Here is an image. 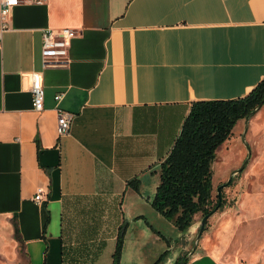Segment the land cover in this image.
<instances>
[{"label": "crops", "instance_id": "obj_1", "mask_svg": "<svg viewBox=\"0 0 264 264\" xmlns=\"http://www.w3.org/2000/svg\"><path fill=\"white\" fill-rule=\"evenodd\" d=\"M39 1L12 10L0 45V264H112L122 233L119 264H173L196 233L151 206L160 163L192 103L264 80V0ZM61 29L78 31L68 63L43 68L42 33ZM56 109L73 116L63 136ZM242 218L210 217L187 264H264Z\"/></svg>", "mask_w": 264, "mask_h": 264}, {"label": "trees", "instance_id": "obj_2", "mask_svg": "<svg viewBox=\"0 0 264 264\" xmlns=\"http://www.w3.org/2000/svg\"><path fill=\"white\" fill-rule=\"evenodd\" d=\"M264 98V80L243 98L198 101L191 104L179 135L160 163V181L151 202L153 209L179 233L194 218H203L217 205L212 202V169L216 153ZM222 206L219 207V209ZM123 233L117 238L112 264H119ZM186 256L174 264H187Z\"/></svg>", "mask_w": 264, "mask_h": 264}, {"label": "rangeland", "instance_id": "obj_3", "mask_svg": "<svg viewBox=\"0 0 264 264\" xmlns=\"http://www.w3.org/2000/svg\"><path fill=\"white\" fill-rule=\"evenodd\" d=\"M243 130L244 121L237 124L231 137L216 153L212 169L213 204L218 201L217 188L227 182L229 176L240 168L247 157V150L241 140ZM245 142L251 150L250 160L243 171L235 174L230 183L221 190L220 206L222 207L215 213H232L237 217L242 215L244 218H242L243 223L240 224L242 230L239 233L240 241L248 247L262 248L264 247V103L249 119ZM200 220L201 215L197 214L193 224L196 226ZM195 236L196 234L187 252L182 254L187 260ZM261 254L264 255V250ZM232 255L233 251L230 250L226 255L227 260Z\"/></svg>", "mask_w": 264, "mask_h": 264}, {"label": "built area", "instance_id": "obj_4", "mask_svg": "<svg viewBox=\"0 0 264 264\" xmlns=\"http://www.w3.org/2000/svg\"><path fill=\"white\" fill-rule=\"evenodd\" d=\"M39 0H0V45L3 34L8 30V21L12 10L15 7L28 3H39ZM78 36V31L73 29L46 30L42 33L41 61L43 68L68 63V51L71 41ZM30 94L32 109L35 112L43 110L44 92L41 83V75L37 72L30 73ZM63 98V94L54 97L58 104ZM57 112V133L58 136L68 134L72 115L60 109ZM47 192L44 189H37L33 201L41 204Z\"/></svg>", "mask_w": 264, "mask_h": 264}, {"label": "water", "instance_id": "obj_5", "mask_svg": "<svg viewBox=\"0 0 264 264\" xmlns=\"http://www.w3.org/2000/svg\"><path fill=\"white\" fill-rule=\"evenodd\" d=\"M264 103V98L262 99V102L243 120L244 121V130H243V133H242V136H241V140L242 142L244 143V146L247 150V157L246 159L244 160V162L242 163V165L240 166L239 169L235 170L228 178L227 182L221 186H219L217 188V205L216 207L210 212L208 213L207 215H205L200 221L199 223L195 226L194 224L188 229H197V233H196V236H195V239H194V242H193V245H192V248L190 250V252L188 253L187 257L189 258L196 250V247L198 245V242L202 236V233L205 229V226H206V223L208 221V219L219 209L220 205H221V190L224 189L231 181L232 177L235 175V174H238L240 172L243 171V169L246 167L248 161L250 160V154H251V150H250V147L246 144L245 142V134L247 132V128H248V122H249V119L250 117L256 113L263 105ZM187 230V231H188ZM186 231V232H187ZM185 232V233H186ZM185 233H181V234H185ZM175 263V262H174ZM173 263V264H174Z\"/></svg>", "mask_w": 264, "mask_h": 264}, {"label": "flooded vegetation", "instance_id": "obj_6", "mask_svg": "<svg viewBox=\"0 0 264 264\" xmlns=\"http://www.w3.org/2000/svg\"><path fill=\"white\" fill-rule=\"evenodd\" d=\"M201 219H202V217H201Z\"/></svg>", "mask_w": 264, "mask_h": 264}]
</instances>
